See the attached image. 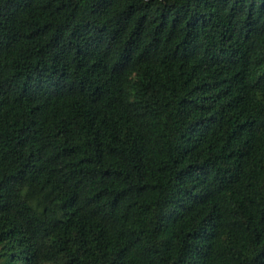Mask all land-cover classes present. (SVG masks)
I'll use <instances>...</instances> for the list:
<instances>
[{"label":"trees","instance_id":"obj_1","mask_svg":"<svg viewBox=\"0 0 264 264\" xmlns=\"http://www.w3.org/2000/svg\"><path fill=\"white\" fill-rule=\"evenodd\" d=\"M0 264H264V0H0Z\"/></svg>","mask_w":264,"mask_h":264}]
</instances>
